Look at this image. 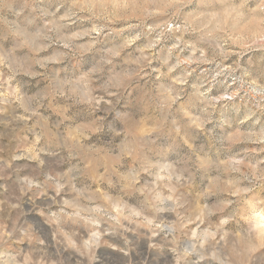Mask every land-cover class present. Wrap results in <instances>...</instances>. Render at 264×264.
Listing matches in <instances>:
<instances>
[{"label": "rangeland", "instance_id": "374dc122", "mask_svg": "<svg viewBox=\"0 0 264 264\" xmlns=\"http://www.w3.org/2000/svg\"><path fill=\"white\" fill-rule=\"evenodd\" d=\"M0 264H264V0H0Z\"/></svg>", "mask_w": 264, "mask_h": 264}]
</instances>
